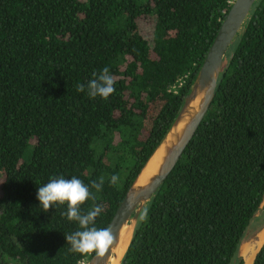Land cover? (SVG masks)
Wrapping results in <instances>:
<instances>
[{
    "label": "trees",
    "instance_id": "1",
    "mask_svg": "<svg viewBox=\"0 0 264 264\" xmlns=\"http://www.w3.org/2000/svg\"><path fill=\"white\" fill-rule=\"evenodd\" d=\"M228 0H0V264H80L79 229L39 205L38 187L76 177L113 210L175 115ZM107 66L115 92L88 96ZM83 84L85 90L77 91ZM118 175L116 185H110ZM104 178L102 190L92 181ZM264 0L222 58L213 96L135 219L119 264H243L264 223ZM147 208V218L141 219ZM90 226V227H91ZM241 246V245H240ZM251 264H264V239Z\"/></svg>",
    "mask_w": 264,
    "mask_h": 264
},
{
    "label": "water",
    "instance_id": "2",
    "mask_svg": "<svg viewBox=\"0 0 264 264\" xmlns=\"http://www.w3.org/2000/svg\"><path fill=\"white\" fill-rule=\"evenodd\" d=\"M254 1L255 0L230 1L227 10L221 18L218 28L197 67L193 79L190 81L186 92L182 96L181 103L175 115L171 119L169 125L159 138L156 145L135 173L111 214L106 228H110L112 231V243L106 249L103 256H97L96 253L93 252L85 260L84 264H108L110 257L116 258L115 247L118 242L120 230L123 226H127L130 230L128 241L124 247L125 250L131 236L135 219L140 210L173 167L178 156L182 152L184 146L192 136L203 114L205 113L213 96L222 58L228 45L233 41L236 34L241 33V29L245 23V18ZM159 147L160 153L154 170L146 175L143 181L138 182V178L144 166L151 155ZM262 203H264V193L262 194L259 208ZM263 225L264 224H262L254 232V235H256L258 230ZM263 239L260 244L256 246L254 254L261 245ZM253 240L246 239L245 244H252ZM241 243L242 241L238 245V254L240 257ZM123 252L118 256L116 261L117 264H119Z\"/></svg>",
    "mask_w": 264,
    "mask_h": 264
},
{
    "label": "clouds",
    "instance_id": "3",
    "mask_svg": "<svg viewBox=\"0 0 264 264\" xmlns=\"http://www.w3.org/2000/svg\"><path fill=\"white\" fill-rule=\"evenodd\" d=\"M95 78L91 79L87 85L88 96L95 98L97 96L107 99L115 92V79L107 66L100 73L93 74ZM85 86L77 85V91L83 92ZM119 176L112 175L110 185L118 183ZM104 178L99 182L92 181L91 188L97 192L102 190ZM37 199L39 205L47 212L54 204H67V211L61 213L69 221L78 222L79 229L71 234L65 235L66 242L70 245V251L81 255L95 252L97 256H103L106 249L113 241V235L110 228H96L95 219L103 212V206L94 204L86 213L81 211V205L85 201L96 199V196L90 191L89 186L76 177L65 179L64 177L50 178L49 182L38 187ZM148 209L145 208L141 214V219L147 218ZM91 226V227H90Z\"/></svg>",
    "mask_w": 264,
    "mask_h": 264
},
{
    "label": "bare ground",
    "instance_id": "4",
    "mask_svg": "<svg viewBox=\"0 0 264 264\" xmlns=\"http://www.w3.org/2000/svg\"><path fill=\"white\" fill-rule=\"evenodd\" d=\"M159 153H160V147L151 155V157L147 161L146 165L144 166V168H143V170H142V172H141V174H140V176L138 178V182L143 181L145 176L148 175L149 173H151L154 170ZM129 234H130L129 228L127 226H123L121 228V230H120L118 242H117V245L115 247L116 258L110 257L109 261H108V264H117V262H116L117 258L123 252L124 247H125V245H126V243L128 241ZM242 246H243V244H241V246H240V254H241V257L243 259V255H242V251H241ZM252 258H253V253L248 254L246 256V258L244 259L245 260L244 264H250Z\"/></svg>",
    "mask_w": 264,
    "mask_h": 264
},
{
    "label": "rangeland",
    "instance_id": "5",
    "mask_svg": "<svg viewBox=\"0 0 264 264\" xmlns=\"http://www.w3.org/2000/svg\"><path fill=\"white\" fill-rule=\"evenodd\" d=\"M263 212H264V203H262V205L260 206V208L257 210L256 214H257V216H259ZM263 220H264V218H263ZM254 232L249 236V238H247V240H253L254 239L252 241L253 243L248 245L247 243L245 244V241H244L243 246L241 248L242 255H243V260L246 258V256L248 254H250V253H253L254 254V251H255L256 246H258V244H260L261 240L264 237V225L258 230V232L256 233V235H254ZM243 262H245V260ZM84 263H85V261H82L80 264H84ZM13 264H15V263H13ZM228 264H235V262H234V260H231Z\"/></svg>",
    "mask_w": 264,
    "mask_h": 264
},
{
    "label": "built area",
    "instance_id": "6",
    "mask_svg": "<svg viewBox=\"0 0 264 264\" xmlns=\"http://www.w3.org/2000/svg\"><path fill=\"white\" fill-rule=\"evenodd\" d=\"M229 2L231 1V0H228Z\"/></svg>",
    "mask_w": 264,
    "mask_h": 264
}]
</instances>
